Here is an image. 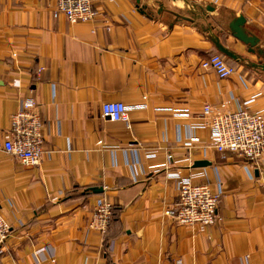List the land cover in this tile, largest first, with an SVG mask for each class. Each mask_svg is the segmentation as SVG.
Segmentation results:
<instances>
[{
  "label": "crops",
  "instance_id": "crops-1",
  "mask_svg": "<svg viewBox=\"0 0 264 264\" xmlns=\"http://www.w3.org/2000/svg\"><path fill=\"white\" fill-rule=\"evenodd\" d=\"M56 7L0 0V139L23 98L45 125L38 166L0 151V264H264V167L190 129L207 105L264 114V0H94L96 19L77 23ZM239 16L255 45L234 35ZM216 37L239 56L228 79L202 67ZM110 102L146 108L112 122ZM172 172L220 194L214 225L165 215ZM100 199L116 210L104 234L90 228Z\"/></svg>",
  "mask_w": 264,
  "mask_h": 264
},
{
  "label": "built area",
  "instance_id": "built-area-1",
  "mask_svg": "<svg viewBox=\"0 0 264 264\" xmlns=\"http://www.w3.org/2000/svg\"><path fill=\"white\" fill-rule=\"evenodd\" d=\"M94 0H57L54 16L64 15L71 23L90 22L96 19L97 11L93 7ZM16 55V54H14ZM202 67L214 70L220 79H228L235 73L220 54H213L202 61ZM43 68H39L41 72ZM14 85L19 86L18 82ZM145 109L146 105L127 107L122 102H110L102 105V116L112 122H127L128 113L133 109ZM189 117V114H178ZM201 120L190 125L191 131L209 130L213 148L225 156L230 152L249 160L260 170L264 167V114L252 113L238 109L236 111L219 112L211 106L204 107ZM44 122L37 110V103L32 98H23L19 110L12 116L11 129L0 139V151L16 157L23 165L38 166L44 153ZM185 143L188 149L199 142V138L191 135ZM168 164H174L168 156ZM169 176L179 186L178 202L168 209L165 215L177 223L187 226L214 225L217 222V209L220 194L213 193L208 185L194 184L193 177H183L179 172ZM113 216V206L105 199H100L90 223V228L106 233ZM11 235V226L0 215V248Z\"/></svg>",
  "mask_w": 264,
  "mask_h": 264
},
{
  "label": "water",
  "instance_id": "water-1",
  "mask_svg": "<svg viewBox=\"0 0 264 264\" xmlns=\"http://www.w3.org/2000/svg\"><path fill=\"white\" fill-rule=\"evenodd\" d=\"M245 22V18L243 16H239L237 17L232 23H231V29L234 32V35L239 38L240 40H242L243 42H246L248 44H252L255 45L256 42V38L254 37H250L246 34V32L244 31V29L242 28L243 24ZM214 40V43L216 45V47L218 48V50L224 54H226L228 57L233 58L235 60H239V56L232 51L231 49H229L228 47H226L219 39V37H216ZM252 51H254V49H252ZM264 68V64L261 65ZM207 163L204 161H199L196 163L197 167H203L206 166ZM96 193H101L102 189L100 190H96Z\"/></svg>",
  "mask_w": 264,
  "mask_h": 264
},
{
  "label": "trees",
  "instance_id": "trees-1",
  "mask_svg": "<svg viewBox=\"0 0 264 264\" xmlns=\"http://www.w3.org/2000/svg\"><path fill=\"white\" fill-rule=\"evenodd\" d=\"M213 54H220L229 64H231L234 67H235V65H234L235 62L238 63V64L240 63V60H235L233 58L228 57L226 54L220 52L216 46H215V51H214ZM115 217H116V210L113 209V216H112L111 224L115 220ZM109 227H108V229H109ZM108 229H107V231H108Z\"/></svg>",
  "mask_w": 264,
  "mask_h": 264
}]
</instances>
